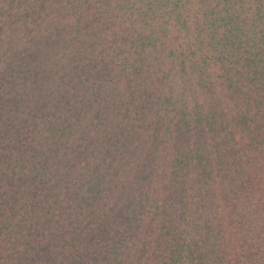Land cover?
<instances>
[{
	"label": "trees",
	"instance_id": "16d2710c",
	"mask_svg": "<svg viewBox=\"0 0 264 264\" xmlns=\"http://www.w3.org/2000/svg\"><path fill=\"white\" fill-rule=\"evenodd\" d=\"M263 165L264 0H0V264H264Z\"/></svg>",
	"mask_w": 264,
	"mask_h": 264
},
{
	"label": "rangeland",
	"instance_id": "374dc122",
	"mask_svg": "<svg viewBox=\"0 0 264 264\" xmlns=\"http://www.w3.org/2000/svg\"><path fill=\"white\" fill-rule=\"evenodd\" d=\"M4 4V2H1V5H3ZM46 17H47V14L45 15ZM47 20H48V22H49V17L47 18ZM258 175L260 176V177H262V178H264V165H263V167L258 171ZM243 177L245 178V173H244V175H243ZM247 178V177H246ZM247 186V185H246ZM256 206H258V202H257V200H252L251 201V204H250V206H249V210H252L254 207H256Z\"/></svg>",
	"mask_w": 264,
	"mask_h": 264
}]
</instances>
